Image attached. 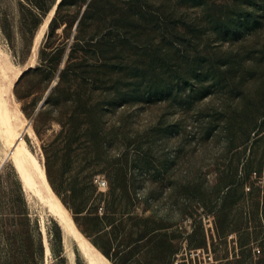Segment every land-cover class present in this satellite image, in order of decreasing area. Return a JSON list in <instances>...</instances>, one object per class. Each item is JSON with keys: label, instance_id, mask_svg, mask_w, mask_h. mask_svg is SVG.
Masks as SVG:
<instances>
[{"label": "rangeland", "instance_id": "obj_1", "mask_svg": "<svg viewBox=\"0 0 264 264\" xmlns=\"http://www.w3.org/2000/svg\"><path fill=\"white\" fill-rule=\"evenodd\" d=\"M53 1L0 0V49L29 65L14 87L32 128L22 139L80 231L110 264L91 238L118 264H264V0H114L111 23L88 30L97 40L83 49L75 43L89 0H67L57 14L55 0L44 13ZM174 29L180 45L168 37ZM171 47L183 80L156 103L134 102L136 78ZM204 56L217 71L198 77ZM73 60L88 71V119L65 140L47 100ZM105 200L122 229L94 228ZM74 247L77 264H88ZM0 264H71L58 219L1 151Z\"/></svg>", "mask_w": 264, "mask_h": 264}, {"label": "trees", "instance_id": "obj_2", "mask_svg": "<svg viewBox=\"0 0 264 264\" xmlns=\"http://www.w3.org/2000/svg\"><path fill=\"white\" fill-rule=\"evenodd\" d=\"M67 0H61L56 8L55 14L59 13L63 5L66 3ZM79 2H82L84 0H78ZM55 0L53 1L52 5L48 6L44 9V13L48 12L53 5L55 4ZM125 2V1H123ZM115 6L114 0H89L87 4V8L85 10V15L81 18L79 21V33L77 34V41L75 43V46H77V49H83L85 42H89L90 40H94L92 36L95 35V33L90 37L88 34V30H90L92 27L93 31L99 30V28L104 25L110 24L111 21H109L108 17L112 14V9ZM54 20V19H53ZM181 31L179 30H171L168 33V37L171 39V44L173 45H180L182 44V41H184L181 36ZM100 41L98 44L93 45L95 49H98L100 46ZM90 45V44H89ZM174 48L166 49L164 52L165 56H162V60L160 62H157L154 64V62L151 64V69L148 68L145 71H143V75L141 77H137L136 80L133 83V95L132 100L136 103L141 102H148L150 104L156 103L158 100H161L163 98H167L170 94H172L175 90V88L180 84V82L183 80H178L179 78V72L176 73V57L177 54L181 50H175ZM206 56H204L205 58ZM202 58L197 62V66L195 67V73L198 75V77H202L204 75H214L217 71L216 69L212 68L211 61L207 58ZM176 61V62H175ZM226 58H223L218 63V69L222 70L221 67L227 65ZM84 63L82 61H76L73 60L70 63L66 65V67L61 70L60 72V78L57 82V84L53 87H51L50 94L47 100V104L49 105L50 109L56 112L55 115H57L58 121L62 124V131L59 133V136L63 135L64 132H66L65 140H69L71 138V130L72 128H77L79 126L78 123L83 121L84 119H88V117H83L84 110L82 109V103L84 102V88L86 84V78H83L88 71H86L84 68ZM86 66V65H85ZM170 66V68H168ZM40 67H38L39 69ZM31 69V68H30ZM149 69L151 74H149ZM29 70V69H28ZM159 71V74L157 73ZM223 71V70H222ZM69 100L73 104H77V111L73 113L70 116H67V106L69 105ZM97 108V107H95ZM264 123V119L261 121ZM257 125V124H256ZM98 127L96 125L95 133L93 135L94 138L100 137L98 133ZM249 164V161L248 163ZM249 171L252 170V168L249 166L247 167ZM48 170V176L50 178V181L56 191L59 193V195L62 197L66 205L70 208V210L74 214V210L72 206L67 202L65 197L62 195V193L58 190V188L55 186L52 176ZM123 179L120 181L122 182ZM120 193L125 198H130V191L126 187L121 191ZM116 193V187L111 186V190L109 194L112 196ZM106 204L103 205L104 213L102 215L96 214L92 217L93 220V226L94 228H100L101 221H105L106 223H110L112 225V231H117V229H122V225L124 223L123 216L116 217L115 214L111 213L110 210V203L111 201H106ZM75 216V214H74ZM75 219L79 225V222L77 220V217L75 216ZM120 219L121 222H117V220ZM80 227V225H79ZM81 228V227H80ZM81 230L87 235V233L81 228ZM134 232L131 231L130 234H133ZM89 236V235H88ZM90 237V236H89ZM143 234L140 235V238H143ZM91 238V237H90ZM92 241L100 247L114 262L115 264H118L114 258L110 255V253L94 238H91Z\"/></svg>", "mask_w": 264, "mask_h": 264}, {"label": "bare ground", "instance_id": "obj_3", "mask_svg": "<svg viewBox=\"0 0 264 264\" xmlns=\"http://www.w3.org/2000/svg\"><path fill=\"white\" fill-rule=\"evenodd\" d=\"M44 27L45 24L39 30L31 54L32 60L37 56ZM28 66V64L22 66L14 64L0 49V151L2 157L13 161L18 166L30 192L51 208L63 228L71 264H77L74 241L88 264H110L80 231L65 203L53 189L43 166L22 139L23 134L31 132L32 128L30 120L25 118L21 111L14 87Z\"/></svg>", "mask_w": 264, "mask_h": 264}, {"label": "built area", "instance_id": "obj_4", "mask_svg": "<svg viewBox=\"0 0 264 264\" xmlns=\"http://www.w3.org/2000/svg\"><path fill=\"white\" fill-rule=\"evenodd\" d=\"M101 184L106 185L107 184V180H102Z\"/></svg>", "mask_w": 264, "mask_h": 264}]
</instances>
